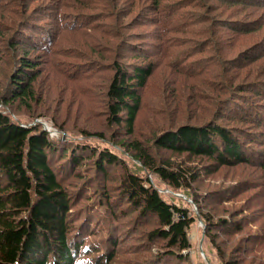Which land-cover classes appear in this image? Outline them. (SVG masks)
Masks as SVG:
<instances>
[{"label": "trees", "instance_id": "trees-1", "mask_svg": "<svg viewBox=\"0 0 264 264\" xmlns=\"http://www.w3.org/2000/svg\"><path fill=\"white\" fill-rule=\"evenodd\" d=\"M197 222L264 264V0H0V264H196Z\"/></svg>", "mask_w": 264, "mask_h": 264}, {"label": "rangeland", "instance_id": "rangeland-1", "mask_svg": "<svg viewBox=\"0 0 264 264\" xmlns=\"http://www.w3.org/2000/svg\"><path fill=\"white\" fill-rule=\"evenodd\" d=\"M48 127L50 126L53 130L54 128L49 124H47L46 122H44ZM51 128H48V129H51ZM61 135L58 131H57V135ZM65 138V134L63 135V139ZM162 191L163 192L165 190V188L162 187ZM165 192V191H164ZM167 194V193H166ZM166 198L169 199V197L166 195ZM178 202V201H177ZM180 203V202H179ZM201 224L199 222L195 223L191 230H190V241H191V256L194 260V262L196 264H198L199 261H203V262H206L207 264V258L209 260H212L211 263L208 262V264H219L217 259H216V256L213 254V253H210L208 248H207V245H206V242L204 241V238H203V233L201 231ZM201 249L205 252V254H203L201 252Z\"/></svg>", "mask_w": 264, "mask_h": 264}, {"label": "built area", "instance_id": "built-area-1", "mask_svg": "<svg viewBox=\"0 0 264 264\" xmlns=\"http://www.w3.org/2000/svg\"><path fill=\"white\" fill-rule=\"evenodd\" d=\"M45 127L50 132L51 136H56L57 135V131L56 130H53L51 127H48L46 124H45ZM48 128H51V129H48Z\"/></svg>", "mask_w": 264, "mask_h": 264}, {"label": "water", "instance_id": "water-1", "mask_svg": "<svg viewBox=\"0 0 264 264\" xmlns=\"http://www.w3.org/2000/svg\"><path fill=\"white\" fill-rule=\"evenodd\" d=\"M201 252L204 254L203 250L201 249ZM210 264V263H209Z\"/></svg>", "mask_w": 264, "mask_h": 264}]
</instances>
